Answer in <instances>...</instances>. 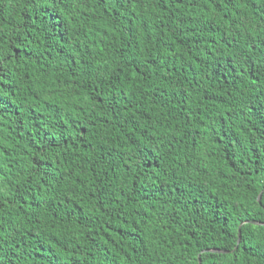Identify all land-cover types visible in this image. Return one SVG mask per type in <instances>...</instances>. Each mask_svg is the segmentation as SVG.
I'll return each instance as SVG.
<instances>
[{
    "label": "trees",
    "instance_id": "1",
    "mask_svg": "<svg viewBox=\"0 0 264 264\" xmlns=\"http://www.w3.org/2000/svg\"><path fill=\"white\" fill-rule=\"evenodd\" d=\"M199 258L264 264V0H0V264Z\"/></svg>",
    "mask_w": 264,
    "mask_h": 264
},
{
    "label": "water",
    "instance_id": "2",
    "mask_svg": "<svg viewBox=\"0 0 264 264\" xmlns=\"http://www.w3.org/2000/svg\"><path fill=\"white\" fill-rule=\"evenodd\" d=\"M259 200H261V196L259 197ZM242 226V225H241ZM241 230H239V241H238V243H240L241 242ZM215 252H219L220 253V251H218V250H214ZM199 262H200V264H202V259L201 258H199Z\"/></svg>",
    "mask_w": 264,
    "mask_h": 264
}]
</instances>
